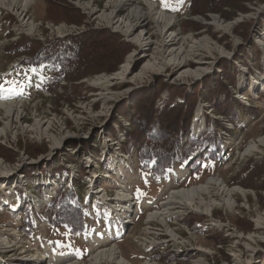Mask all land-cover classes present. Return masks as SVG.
I'll use <instances>...</instances> for the list:
<instances>
[{"label": "rangeland", "instance_id": "obj_1", "mask_svg": "<svg viewBox=\"0 0 264 264\" xmlns=\"http://www.w3.org/2000/svg\"><path fill=\"white\" fill-rule=\"evenodd\" d=\"M31 1L25 11L34 25L30 31L16 14L0 6V103H14L16 110L11 120L0 108V264H33L36 260L46 264L56 254L67 253L72 254L70 262L87 264L91 236L112 225L120 228L111 244L132 264H264V176L260 172L253 178L257 187L238 184L252 183L241 174L250 162L264 157V146L258 143L264 137V99L259 98L264 95V0H204L192 13L190 0H152L175 18L162 33L148 19L144 28L152 43L146 49L107 24L113 10L108 0ZM134 1L146 8L144 0ZM128 9L120 8L117 17ZM75 12L80 14L81 24L64 22L65 16L71 19ZM57 13L58 19L53 21ZM213 16L229 23L231 32L218 29L211 22ZM244 28L249 30L246 42L240 36ZM105 31L128 45L122 61L112 72L76 81L55 83L57 70L52 64L24 66L19 63L24 56L14 59L6 53L8 47L38 44L45 48L58 39L83 40ZM171 32L186 50L200 38L206 46L186 65L178 66L176 60L161 66L166 50L161 44L168 43ZM256 39L262 44H256ZM224 60L234 65L229 72L234 83L219 68ZM124 63L130 71L125 79L112 80L108 87L93 84L96 78L120 71ZM197 68L203 73L192 76L190 72ZM207 78L226 80L231 96L218 92L217 97L206 99L202 83ZM161 83L185 86L188 94L197 90L189 138L214 132L217 141L195 153L190 164L176 163L158 177L142 172L136 156L147 135L130 154L120 148L132 124L127 115L119 113L124 102L130 105L136 94ZM10 88L22 92L5 91ZM168 99V91L163 90L156 106ZM176 101L184 102L185 97L178 96ZM219 103L224 110L218 111ZM197 116L200 120L194 126ZM187 140L182 136L181 146ZM250 144H257V151L246 152ZM34 153L37 155L32 156ZM211 176L222 178L229 187L240 186L245 196L234 194L231 208L216 205L208 216L189 209L171 210L181 213L167 218L170 227L147 221L150 212L161 209L158 203L171 190L200 184ZM71 190L75 195L72 205L77 203L85 210L86 225L77 235L66 226H52L45 215L60 192ZM124 194L136 202L134 208L141 201L147 203L129 220L124 218ZM213 198L219 200L220 196ZM152 204L155 209L151 210L148 206ZM119 212L122 214L116 215ZM169 229L176 235L175 243Z\"/></svg>", "mask_w": 264, "mask_h": 264}, {"label": "trees", "instance_id": "obj_2", "mask_svg": "<svg viewBox=\"0 0 264 264\" xmlns=\"http://www.w3.org/2000/svg\"><path fill=\"white\" fill-rule=\"evenodd\" d=\"M203 1L190 0L189 9L191 13L193 7L198 6L200 3L202 4ZM214 1L217 3L221 0H213L212 2ZM212 2L211 4H213ZM58 16L59 14L57 13L55 18L52 17V20L56 21ZM69 18L71 19L65 16L64 22L81 24L79 13ZM248 31V28L246 30L244 28L242 34H240L245 42ZM103 33L105 34L102 36H84L83 40H79L76 37L58 39L45 48L38 44H23L17 49L8 47L6 53L11 54L14 59L24 56L19 61L20 65L24 66L52 64L57 70L53 80L55 83L61 79L76 81L91 74L112 72L122 61L124 51L128 48V45L118 41L116 36L108 31ZM241 51H244V46H241ZM219 68L224 70L225 79L234 83L229 73L230 68L234 69L233 63L224 60ZM226 80L214 82L211 78H207L202 83L206 91L204 95L206 99H210V97L215 95L217 97L218 92H222L223 97L231 96V90ZM163 90L168 91L169 99L162 106H156V101ZM196 91L194 88L193 93L188 94L185 86L173 88L166 85V83H161L155 87L152 85L136 94L130 105L124 102L119 114L127 115L132 127L127 134V141L122 143L120 148L125 153L130 154L131 150L136 148L142 138L147 135L136 153L142 172H149L153 176L158 177L164 176L174 164L186 162L205 146L214 144L217 141L213 137L214 132L205 133L197 139L189 138L198 100ZM178 96L185 97V101H176ZM259 98L264 99V95H260ZM216 107L218 111L224 110V106L221 103L216 104ZM182 136L188 138L183 146H181ZM180 150L181 152H179ZM31 155L36 156L37 153ZM260 172L264 176V157H261L258 161L250 162V165L242 172L241 177H247L252 182L255 175L258 176ZM239 183L245 187H257L253 182L238 181ZM74 198L73 190L60 192L46 208L45 215L52 226H66L73 235H77L84 230L86 218L84 208L77 203L72 205L71 201ZM24 219L26 220L27 216Z\"/></svg>", "mask_w": 264, "mask_h": 264}, {"label": "bare ground", "instance_id": "obj_3", "mask_svg": "<svg viewBox=\"0 0 264 264\" xmlns=\"http://www.w3.org/2000/svg\"><path fill=\"white\" fill-rule=\"evenodd\" d=\"M77 3L80 0H76ZM110 3H113V10L108 13L107 24L114 30L120 32L126 38H129L138 48L146 49L151 43V37L148 32L145 33V25L149 22L150 19L154 22L155 26L157 27L160 33L166 32L169 30L170 26L174 23V14L166 12L158 7H156L155 2L152 0H144V8L143 5L136 3L134 0H108ZM134 1V2H131ZM31 0H0V6L9 10L13 14H16L22 25L27 27V30L30 31L33 29V23H31L28 18H26L25 11L29 10V6L31 4ZM80 5V4H79ZM128 7L127 13L123 17H117V11L120 8ZM218 29L223 30L225 32H231V25L229 23L224 22L217 16L212 17L211 21ZM140 28L139 32H135L136 28ZM171 32L167 38L169 41L166 45L164 43L161 44V47L165 48L164 57H162V61L160 65H165L167 62L176 61L177 65H186L190 58H193L195 55L198 54L199 51L203 50L206 46V42L204 38H200V40H196L192 43L189 49H185L182 46L181 39L178 36L173 35ZM132 35V36H131ZM256 44H262L261 39H256ZM166 46V47H165ZM224 53V52H223ZM199 57V56H197ZM130 58V57H129ZM195 58V57H194ZM201 58V57H200ZM158 59V58H156ZM199 60V59H198ZM128 61V60H127ZM158 64V63H157ZM153 66V64H152ZM150 69V67H149ZM191 69H188L189 71ZM203 69L197 68L190 72L192 76H199L203 73ZM129 64L124 63L121 67V70L115 73L112 76L104 75L103 78H96L93 81L95 85H101L102 87H108L111 84L112 80H123L129 75ZM244 75V74H243ZM257 81V80H256ZM255 86L257 83L255 81L252 82ZM0 108L4 109L7 117L14 116L16 113L15 105L11 102H1ZM18 115V113H17ZM200 120V119H199ZM198 116L194 118L193 124L194 126L199 122ZM10 121L6 123L9 126ZM260 145L264 146V137L258 140ZM258 145L257 144H250L248 145L246 152L257 151ZM114 165L116 161L112 160ZM113 166V165H112ZM107 176V175H105ZM211 188H215L214 192ZM6 189V188H5ZM97 192V191H95ZM246 191L242 189L240 186L229 187L226 182L220 177H209L205 182L200 184L192 185L187 188H178L173 189L169 192L167 199L161 200L158 205L161 208L160 210H154L150 212L147 216V221H156L160 224L164 225L165 227H170L167 223V218L173 215H178L181 213L176 212H169L174 209H189L195 211L197 213L203 214L208 216L211 212V209L216 205H226L228 208H231L234 204L232 199H234V194H240L245 196ZM220 196L219 200L213 198L214 196ZM124 201L126 202V206L123 207L126 209V216L127 220L131 219L133 216H137L138 207L140 206H147V203L141 201L137 204V208H134L136 204L132 198L129 197L128 194H124ZM104 201V200H103ZM13 207L14 205L11 204ZM149 208L155 209L154 204L149 205ZM122 213H117L116 215H120ZM133 220V218H132ZM124 222V221H123ZM123 226V225H122ZM120 227L116 225L110 226V229L99 233V235H92L91 236V253L90 257L87 258V264H132L129 260L122 256L120 248L117 247L115 244H111L113 238L118 234V229ZM124 227H122L123 229ZM261 228V227H260ZM121 230V229H120ZM167 230V228H166ZM168 232L171 236L174 237V243L177 238L175 234H173V229H169ZM96 234V233H95ZM45 249H49L48 246H44ZM201 249V248H200ZM72 257L71 253H67L64 255L56 254L46 264H75L70 262ZM35 260V259H31ZM54 263H52V262ZM204 261H201L200 264ZM25 263V262H24ZM33 264H43L41 261L38 262L33 261ZM149 264V263H143ZM198 264V263H195Z\"/></svg>", "mask_w": 264, "mask_h": 264}, {"label": "snow or ice", "instance_id": "obj_4", "mask_svg": "<svg viewBox=\"0 0 264 264\" xmlns=\"http://www.w3.org/2000/svg\"><path fill=\"white\" fill-rule=\"evenodd\" d=\"M165 6H168V5H165ZM2 87V86H0ZM5 91H11V92H22V89H17V88H10V89H7Z\"/></svg>", "mask_w": 264, "mask_h": 264}, {"label": "water", "instance_id": "obj_5", "mask_svg": "<svg viewBox=\"0 0 264 264\" xmlns=\"http://www.w3.org/2000/svg\"><path fill=\"white\" fill-rule=\"evenodd\" d=\"M192 160H193V159L189 160V162H188L187 164H190Z\"/></svg>", "mask_w": 264, "mask_h": 264}]
</instances>
